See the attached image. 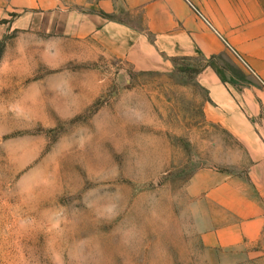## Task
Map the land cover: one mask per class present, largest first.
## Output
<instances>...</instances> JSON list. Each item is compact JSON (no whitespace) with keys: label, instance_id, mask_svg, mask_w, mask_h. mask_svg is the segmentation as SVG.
Wrapping results in <instances>:
<instances>
[{"label":"rangeland","instance_id":"obj_1","mask_svg":"<svg viewBox=\"0 0 264 264\" xmlns=\"http://www.w3.org/2000/svg\"><path fill=\"white\" fill-rule=\"evenodd\" d=\"M80 53L0 41V264H264L200 247L183 213L195 172L244 171L250 138L203 120L192 75L125 84Z\"/></svg>","mask_w":264,"mask_h":264},{"label":"crops","instance_id":"obj_2","mask_svg":"<svg viewBox=\"0 0 264 264\" xmlns=\"http://www.w3.org/2000/svg\"><path fill=\"white\" fill-rule=\"evenodd\" d=\"M19 32L110 59L125 84L192 75L203 120L250 138V162L195 172L183 213L200 247L264 259V0H0V41Z\"/></svg>","mask_w":264,"mask_h":264}]
</instances>
